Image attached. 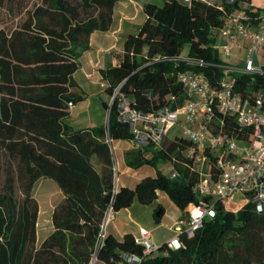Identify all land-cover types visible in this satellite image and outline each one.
Masks as SVG:
<instances>
[{
  "label": "trees",
  "instance_id": "trees-1",
  "mask_svg": "<svg viewBox=\"0 0 264 264\" xmlns=\"http://www.w3.org/2000/svg\"><path fill=\"white\" fill-rule=\"evenodd\" d=\"M117 1L42 0L20 25L0 30V264H92L94 258L105 264H136L126 260L128 254L142 256L141 264H264V214L252 202L233 211L226 200L216 198L214 217L206 218L194 235L179 232L180 249L165 242L158 252L144 255L133 232L122 238L106 233L100 242L110 206L116 212L134 201L151 204L162 191L186 219L190 206L198 202L193 190L198 176L182 163L189 141L178 135L166 138L159 150L150 146L127 151L129 167L150 165L156 174L135 187H115L108 136L133 138L131 125L120 119L118 98L112 100L115 88L121 85L132 106L144 111L176 108L185 100L180 71H203L213 84L225 76L226 70L216 65L224 60L214 45L216 29L227 16L244 10L256 25L264 14V6L252 0L146 3L147 18L127 36L120 64L102 69L111 98L103 102L107 127L76 129L67 118L70 102L83 99L72 91L78 85L74 74L79 58L89 49L94 31L110 29ZM185 43L190 45L188 56L211 64L198 67L165 59L181 56ZM235 78L243 92L264 86V74ZM225 121L233 127L229 117ZM168 159L179 177L157 168L158 161ZM43 177L55 180L64 198L53 210V231L38 245L35 186Z\"/></svg>",
  "mask_w": 264,
  "mask_h": 264
},
{
  "label": "built area",
  "instance_id": "built-area-1",
  "mask_svg": "<svg viewBox=\"0 0 264 264\" xmlns=\"http://www.w3.org/2000/svg\"><path fill=\"white\" fill-rule=\"evenodd\" d=\"M179 1L191 3L193 0ZM215 38L214 46L219 55L231 58L236 50H243V64L217 63V66L226 70L225 76L217 84H213L203 71L193 68L180 71L178 80L183 86L185 100L176 108L165 106L157 111H144L133 107L121 90V85L115 88L112 96V100L118 98L120 119L131 125L133 138L130 142L135 148L143 151L150 146L154 150L161 149L169 125L181 122L182 132L178 136L189 141L183 150L185 159L182 163L198 176L193 188L198 202L190 206L188 217L181 221L180 232L184 229L189 236L203 227L206 218L216 215V198L226 200L228 208L240 195V209L252 202L256 210L264 214V86L257 91L248 88L243 92L236 87V78L230 77L237 70L241 74H264V64L256 61L264 48V14L253 25L244 10L231 13L224 25L216 29ZM165 59L198 67L211 64L201 58L183 55ZM101 85L106 87L107 82ZM71 105L73 102H70ZM228 117L233 127L226 124ZM108 142L115 161L117 188L120 171L114 140L108 136ZM152 152L148 153L149 156ZM171 164L172 170L168 175L179 177L180 171L173 160ZM114 213L110 206L101 224L100 242L106 236L107 225ZM135 240L143 245L144 255L156 253L160 249L147 227H139ZM167 245L180 249L183 242L179 233ZM125 258L136 264H141L143 260L137 254H128Z\"/></svg>",
  "mask_w": 264,
  "mask_h": 264
},
{
  "label": "crops",
  "instance_id": "crops-1",
  "mask_svg": "<svg viewBox=\"0 0 264 264\" xmlns=\"http://www.w3.org/2000/svg\"><path fill=\"white\" fill-rule=\"evenodd\" d=\"M155 1L151 0H118L113 13V21L110 29L108 30H96L90 36V47L83 52L79 58V68L74 74V77L77 81V86L72 88V91L78 95H82L83 99L78 103H73L70 106V116L67 118V122L74 128H105L108 124V110L104 106V101H110L105 98V95L108 94L105 90V87H102V82L104 78L102 75V69L110 65H119L122 61L124 54V43L127 36L130 33H135L138 31L140 26L145 22L147 15L144 11V5L146 3ZM253 3L263 7L264 0H260L259 3H256L252 0ZM158 4V3H157ZM243 55L244 51L236 50L233 54ZM221 55V54H220ZM219 55V56H220ZM232 56V57H233ZM223 56L225 62L233 63V60ZM120 143V141L127 140H114ZM130 142V141H127ZM131 143V142H130ZM120 156L125 162V154L127 151L134 149V145L120 144L119 148ZM115 151V150H114ZM116 154V153H115ZM117 159V155H116ZM118 167H119V161ZM126 163V162H125ZM127 165V164H126ZM150 165H145L139 169H135V172L131 175L128 174L127 177H124L125 183H119L120 177L118 179V185L120 186H129L135 187L136 184L146 177L147 175H155L156 170H146L144 172H139L140 169ZM128 167V166H127ZM152 167V166H151ZM132 168V167H129ZM127 171V170H126ZM129 172V171H128ZM42 183V184H40ZM46 183V185H45ZM37 184L41 185V191L45 190L47 210L51 213V223L47 226V231L49 232L44 239L53 231L54 226L52 223V213L55 206L64 198V193L59 187L58 183L51 178H41ZM36 184V185H37ZM37 191L35 186V196L40 204V212L37 224V244H41L39 229L41 227V214H42V203L37 197ZM168 196L166 193L159 191L158 198L151 204H147L154 212V218L156 209H163V214L159 222L162 226L163 224L168 226L170 229L174 228L175 233L168 239L163 242H158L153 236V240L161 245L165 242H168L172 237L177 235L180 232L182 227V211L176 206V204L170 200L161 201V198ZM169 197V196H168ZM139 201H134L130 207L122 208L119 211L114 213L113 218L108 223L106 232L112 233L118 238H122L126 233L133 232L136 234L139 230V227L144 226L140 222V215L133 212V207ZM230 206V205H229ZM242 205H237L236 207H228L234 211H238ZM157 217V216H156ZM156 220V219H155ZM157 222V221H156ZM158 223V222H157ZM145 227V226H144ZM151 230V229H150ZM152 231V230H151ZM153 235V233H152ZM96 264H105L102 261H97ZM120 264V263H118Z\"/></svg>",
  "mask_w": 264,
  "mask_h": 264
},
{
  "label": "rangeland",
  "instance_id": "rangeland-1",
  "mask_svg": "<svg viewBox=\"0 0 264 264\" xmlns=\"http://www.w3.org/2000/svg\"><path fill=\"white\" fill-rule=\"evenodd\" d=\"M42 0H0V30L2 28H6L7 30H11L15 28L16 26L20 25L24 19L27 17V11L32 10L35 5L41 3ZM157 2L159 5L163 4V0H151ZM211 2H216L218 0H210ZM256 3H259L260 0H254ZM219 2V1H218ZM189 50H190V45L188 43H185L184 46L182 47L181 50V55L183 56H188L189 55ZM217 51V50H216ZM220 58L223 59V55H220ZM231 59V58H229ZM234 65H239L241 66V63L243 61V55H235L232 57ZM256 61L264 64V48L261 50V53L259 56L256 57ZM243 64V63H242ZM241 72L239 70L236 71L235 75H240ZM231 79H234L235 76L234 74H230ZM105 98L107 100L110 99V96L108 94L105 95ZM111 102V99H110ZM182 132V124L181 122L171 124L169 125L167 132H166V137L170 140L174 139L177 135H181ZM120 144H126L130 145L132 143L127 142V141H120L118 143L117 141H114V150L117 155V159L119 161V177H120V182L119 183H125L124 177H127L128 174L131 175L132 173L135 172L134 168H129L128 165L122 160V157L120 156V150L118 149ZM128 166V167H127ZM157 168L162 170L165 174H170L172 170V164L171 160H161L158 161L157 163ZM156 170L155 167L147 166L139 170V172H144L146 170ZM127 170V171H126ZM129 171V172H128ZM42 184V183H40ZM36 185V190L37 191V197L40 199L42 203V214H41V227L39 229V236L40 240L42 241L44 237L49 233L47 231L48 225L51 223V213L49 210H47V203H46V191L42 190L41 191V185ZM46 185V183H45ZM170 200L168 196L165 195L163 199L161 198V201L164 200ZM242 200V196L237 195L236 198L231 202L230 207H236L238 204H240V201ZM151 207H149L147 204H142V203H136V205L133 207V212L135 215L139 214L140 215V222L142 225L147 227L148 229L152 230L153 236L156 241L158 242H163L164 240L170 238L174 233L175 230L174 228L170 229L166 225L158 226L160 225L159 223L156 222L154 218V212L150 210ZM97 259L94 258L92 264H96ZM120 264H123L121 262Z\"/></svg>",
  "mask_w": 264,
  "mask_h": 264
},
{
  "label": "water",
  "instance_id": "water-1",
  "mask_svg": "<svg viewBox=\"0 0 264 264\" xmlns=\"http://www.w3.org/2000/svg\"><path fill=\"white\" fill-rule=\"evenodd\" d=\"M162 214H163V209L160 208V209H158V211L156 212L155 215H156L158 218H161Z\"/></svg>",
  "mask_w": 264,
  "mask_h": 264
}]
</instances>
